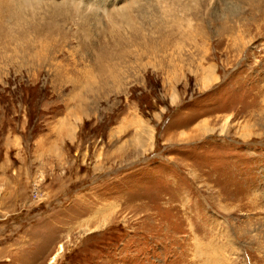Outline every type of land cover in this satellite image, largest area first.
I'll list each match as a JSON object with an SVG mask.
<instances>
[{
	"label": "rangeland",
	"instance_id": "374dc122",
	"mask_svg": "<svg viewBox=\"0 0 264 264\" xmlns=\"http://www.w3.org/2000/svg\"><path fill=\"white\" fill-rule=\"evenodd\" d=\"M0 264H264V0H0Z\"/></svg>",
	"mask_w": 264,
	"mask_h": 264
},
{
	"label": "bare ground",
	"instance_id": "6f19581e",
	"mask_svg": "<svg viewBox=\"0 0 264 264\" xmlns=\"http://www.w3.org/2000/svg\"><path fill=\"white\" fill-rule=\"evenodd\" d=\"M129 10H127V12H128Z\"/></svg>",
	"mask_w": 264,
	"mask_h": 264
}]
</instances>
